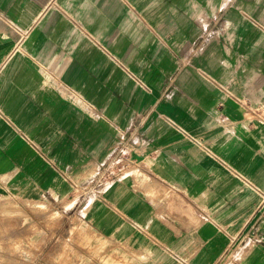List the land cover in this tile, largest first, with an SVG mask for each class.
<instances>
[{"label":"crops","instance_id":"0c3cea01","mask_svg":"<svg viewBox=\"0 0 264 264\" xmlns=\"http://www.w3.org/2000/svg\"><path fill=\"white\" fill-rule=\"evenodd\" d=\"M8 200L102 264H264V0H0Z\"/></svg>","mask_w":264,"mask_h":264},{"label":"rangeland","instance_id":"374dc122","mask_svg":"<svg viewBox=\"0 0 264 264\" xmlns=\"http://www.w3.org/2000/svg\"><path fill=\"white\" fill-rule=\"evenodd\" d=\"M73 212L0 202V264H102V244L76 228ZM56 253L58 261L38 260L42 254Z\"/></svg>","mask_w":264,"mask_h":264}]
</instances>
